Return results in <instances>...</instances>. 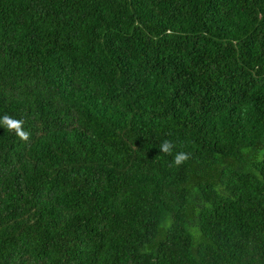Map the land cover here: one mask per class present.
<instances>
[{
  "label": "trees",
  "instance_id": "16d2710c",
  "mask_svg": "<svg viewBox=\"0 0 264 264\" xmlns=\"http://www.w3.org/2000/svg\"><path fill=\"white\" fill-rule=\"evenodd\" d=\"M5 114L0 264H264V0H0Z\"/></svg>",
  "mask_w": 264,
  "mask_h": 264
},
{
  "label": "clouds",
  "instance_id": "9594fccd",
  "mask_svg": "<svg viewBox=\"0 0 264 264\" xmlns=\"http://www.w3.org/2000/svg\"><path fill=\"white\" fill-rule=\"evenodd\" d=\"M24 121L22 119H15L5 114L0 117V127L8 132L14 133L20 140L27 141L30 133L23 128ZM175 145L169 141L164 140L160 145V152L172 155ZM190 158V154L185 152H177L173 158L172 164L176 167L181 166L185 161Z\"/></svg>",
  "mask_w": 264,
  "mask_h": 264
}]
</instances>
